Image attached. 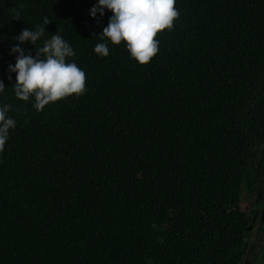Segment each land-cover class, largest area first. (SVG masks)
Returning <instances> with one entry per match:
<instances>
[{"label": "trees", "instance_id": "trees-1", "mask_svg": "<svg viewBox=\"0 0 264 264\" xmlns=\"http://www.w3.org/2000/svg\"><path fill=\"white\" fill-rule=\"evenodd\" d=\"M97 3L0 0V106L16 120L0 152V264H240L243 190L264 163V0H176L144 65L100 39L113 13L91 16ZM45 19L36 45L15 39ZM57 31L86 91L37 111L15 96L11 49L35 57Z\"/></svg>", "mask_w": 264, "mask_h": 264}, {"label": "clouds", "instance_id": "clouds-1", "mask_svg": "<svg viewBox=\"0 0 264 264\" xmlns=\"http://www.w3.org/2000/svg\"><path fill=\"white\" fill-rule=\"evenodd\" d=\"M175 5L176 0H98L90 9V14L93 17L97 13L103 16L105 8L111 10L113 15L99 33L100 39L104 41L108 38L115 45L126 42L131 57L144 65L159 51L158 33L171 30L174 21L179 18L180 13ZM19 15L16 13L17 18ZM49 22L45 19L35 30L22 29L15 39L20 43L36 45L44 36L45 26ZM94 51L108 56L107 41L97 43ZM11 52L19 53L16 63L8 66L9 72L16 73L15 96L26 102L34 97L33 107L37 111H42L50 102H57L72 94L83 95L86 91V74L75 62H68L67 58L75 53L58 31L43 41L35 57L31 53L26 55L19 43ZM4 90L5 85L0 80V93ZM10 110V104L0 106V152H3L9 139V130L16 125V120L7 115Z\"/></svg>", "mask_w": 264, "mask_h": 264}, {"label": "rangeland", "instance_id": "rangeland-1", "mask_svg": "<svg viewBox=\"0 0 264 264\" xmlns=\"http://www.w3.org/2000/svg\"><path fill=\"white\" fill-rule=\"evenodd\" d=\"M261 160L264 161V146L258 149L256 164ZM262 169L264 170V163ZM260 179L261 183L258 186L254 183L253 193L247 186L243 190V207L252 211L253 226L243 250L240 264H264V176Z\"/></svg>", "mask_w": 264, "mask_h": 264}, {"label": "flooded vegetation", "instance_id": "flooded-vegetation-1", "mask_svg": "<svg viewBox=\"0 0 264 264\" xmlns=\"http://www.w3.org/2000/svg\"><path fill=\"white\" fill-rule=\"evenodd\" d=\"M262 176H264V170H263L262 173H261V177H262ZM260 183H261V179L259 180L258 185H259ZM258 185H257V186H258Z\"/></svg>", "mask_w": 264, "mask_h": 264}]
</instances>
